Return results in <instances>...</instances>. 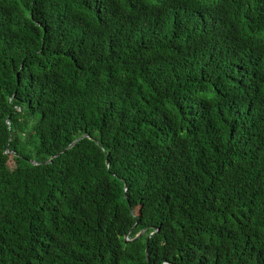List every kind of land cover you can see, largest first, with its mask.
<instances>
[{
  "label": "trees",
  "instance_id": "1",
  "mask_svg": "<svg viewBox=\"0 0 264 264\" xmlns=\"http://www.w3.org/2000/svg\"><path fill=\"white\" fill-rule=\"evenodd\" d=\"M0 264H264V0H0Z\"/></svg>",
  "mask_w": 264,
  "mask_h": 264
},
{
  "label": "water",
  "instance_id": "2",
  "mask_svg": "<svg viewBox=\"0 0 264 264\" xmlns=\"http://www.w3.org/2000/svg\"><path fill=\"white\" fill-rule=\"evenodd\" d=\"M83 137H84V136H83ZM79 139H81V138L76 139L72 144H70L67 148H65L62 152L58 153V154L55 155L54 157L61 155V154H62L63 152H65L67 149H69V148H71L72 146H74V144H75ZM52 160H53V158H51L48 162H50V161H52ZM31 161H32L33 163H38V162L35 161V160H31ZM108 163H109V162H108ZM143 232H144V231H142L140 234H138L137 237L142 236ZM137 237H136V238H137ZM126 240L129 241L130 239H129L128 237H126Z\"/></svg>",
  "mask_w": 264,
  "mask_h": 264
},
{
  "label": "rangeland",
  "instance_id": "3",
  "mask_svg": "<svg viewBox=\"0 0 264 264\" xmlns=\"http://www.w3.org/2000/svg\"><path fill=\"white\" fill-rule=\"evenodd\" d=\"M31 151H32V149L28 148V152H31Z\"/></svg>",
  "mask_w": 264,
  "mask_h": 264
}]
</instances>
